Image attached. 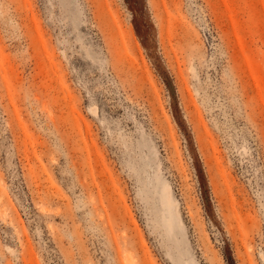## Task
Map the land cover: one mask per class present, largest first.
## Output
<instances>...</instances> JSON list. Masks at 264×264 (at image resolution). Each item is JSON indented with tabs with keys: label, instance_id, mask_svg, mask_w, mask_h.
<instances>
[{
	"label": "rangeland",
	"instance_id": "rangeland-1",
	"mask_svg": "<svg viewBox=\"0 0 264 264\" xmlns=\"http://www.w3.org/2000/svg\"><path fill=\"white\" fill-rule=\"evenodd\" d=\"M0 264H264V0H0Z\"/></svg>",
	"mask_w": 264,
	"mask_h": 264
},
{
	"label": "bare ground",
	"instance_id": "bare-ground-1",
	"mask_svg": "<svg viewBox=\"0 0 264 264\" xmlns=\"http://www.w3.org/2000/svg\"><path fill=\"white\" fill-rule=\"evenodd\" d=\"M147 187L148 183H146V188ZM166 195V187L164 186L163 182L159 179L156 182V185L152 186V191L149 195L154 205L153 212L154 214L156 213L158 223L161 224L165 232L168 233L169 237L172 238L175 250L179 252V245L176 233L177 226L174 220L175 218L173 214V206L170 202L165 200Z\"/></svg>",
	"mask_w": 264,
	"mask_h": 264
}]
</instances>
